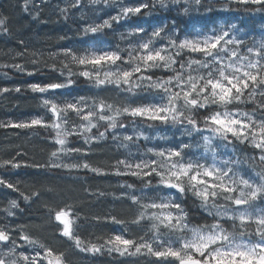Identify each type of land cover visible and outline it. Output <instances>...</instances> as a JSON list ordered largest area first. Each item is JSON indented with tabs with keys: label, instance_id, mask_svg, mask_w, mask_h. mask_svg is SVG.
Returning <instances> with one entry per match:
<instances>
[{
	"label": "snow or ice",
	"instance_id": "obj_1",
	"mask_svg": "<svg viewBox=\"0 0 264 264\" xmlns=\"http://www.w3.org/2000/svg\"><path fill=\"white\" fill-rule=\"evenodd\" d=\"M47 3L24 0L22 8L33 22L43 23L40 12ZM87 3L111 7L115 0ZM181 3L185 5L181 15H190L199 13L205 0L121 3L116 14L86 21L78 31L83 37L95 39L122 21L147 18L157 8ZM233 6L242 8L249 19L256 14L264 17V0H226L220 10L232 11ZM83 7L84 0H65L64 7L57 5V15L67 20ZM0 34L12 36L8 17L2 14ZM121 40L126 48H63L50 53L53 59L67 61L62 63L60 74L67 71L68 79L28 85L33 93L52 94L42 100L49 118L0 121V129L48 130L53 149L49 159L26 167L127 178L119 184V195L113 199L133 210L131 218L111 213L83 218V222L96 226L120 225L118 233L101 243H86L71 219L73 215L80 219L81 209L67 202L55 208L46 203L57 238H67L74 251L93 258H152L149 264H264V19L259 31L255 24L249 28L239 20L187 35L176 20L170 26H153L151 32L137 25L121 33ZM19 44L21 50L16 57L22 58L27 44L22 39ZM32 63L37 61L33 59ZM70 65H78L80 70L74 72ZM0 66L26 71L19 63ZM50 67L57 70L55 63ZM158 71L163 74L158 75ZM73 75L101 91L113 88L126 98L125 102H108L99 96L57 100L55 90L71 86ZM10 91L19 93L21 88H0V94ZM132 97H152L155 102L136 104L131 102ZM242 104H251L252 109L243 110ZM145 122L150 129L157 124L170 128L172 135L152 136L142 127ZM81 137L79 145L73 142ZM109 140L124 150L123 158L106 168L94 166L88 160L93 147ZM153 140L162 143L153 144ZM248 147L253 154L243 155ZM17 155L24 153L17 150ZM3 166L20 168L21 164L13 159L5 160ZM0 188L19 193V199L9 201L3 210L0 264H69L65 252L33 239L23 226L11 223L23 211L19 200L31 207L52 189L25 194L3 177ZM84 191L89 202L107 196L105 191L90 187ZM186 197L198 201L211 222L191 224L184 206ZM132 228L141 229L143 234L133 238Z\"/></svg>",
	"mask_w": 264,
	"mask_h": 264
},
{
	"label": "trees",
	"instance_id": "obj_2",
	"mask_svg": "<svg viewBox=\"0 0 264 264\" xmlns=\"http://www.w3.org/2000/svg\"><path fill=\"white\" fill-rule=\"evenodd\" d=\"M55 1L48 2L40 12V18L43 23L33 22L32 16L26 14L23 11L22 5L24 0H0V14L8 17V27L11 29L12 36L0 34V65H11L13 63H19L27 66L28 72H33V75H28L27 72H18L13 67L0 66V72L10 77L12 80L8 82V88L14 89L19 86L21 92L10 91L9 93L0 94V99L4 100L7 94H11V101L7 105H0V121H21L28 120L32 117L41 116V112L38 111L33 101L39 98V93H33L28 85L32 83L47 84L57 82L60 83L61 67L62 63L67 61L62 57L53 59L49 54L56 52L58 49L71 48L75 50H83L85 48H97L101 50H114L117 46L126 48L127 44L121 40V33H125L128 29L134 28L137 25L145 27L149 32L152 31L153 26L171 25L173 20H176L179 24V28L182 33L187 35L194 33L195 31H209L214 27H218L224 24L226 21H239L243 20L249 28L255 24L259 31L261 27V21L264 17L261 14H256L251 19L248 18L243 12V9L236 10L233 6L232 11L221 12L219 7L221 4L206 3L204 7L200 9L199 13L192 12L190 15H181V10L178 8L168 9L161 11L156 9L155 13L147 18L145 17H133L127 22H121L118 25H114L112 30H106L103 35H98L95 39L83 37L78 31L85 22L97 21L103 18H107L109 15H114L117 10L114 8L105 9L103 12H98L96 8H92L90 5L84 6L82 11H74L71 18L65 20L57 15V9H55ZM60 1V0H59ZM134 2L136 0H126ZM61 2V1H60ZM124 3V4H125ZM85 5V4H84ZM226 6V3H225ZM61 7H64L61 4ZM211 7L213 11L207 12L206 9ZM82 15L84 18L82 19ZM258 35V32L255 34ZM66 36L67 39L61 40L59 37ZM24 40L27 44V53L22 58L16 57V53L21 50L19 40ZM37 61L36 64L32 63V60ZM55 63L57 70H51V65ZM74 72L80 70L78 65H70ZM67 73V71H65ZM158 75H162V71H158ZM71 79L74 83L64 88L63 94L60 89L55 90L59 96L58 100H72L81 96L87 97L91 94L93 89L92 84L80 77L79 75H73ZM5 82L0 81V87L4 86ZM4 96V97H3ZM7 98V97H6ZM240 108L246 111L252 109L251 104L240 105ZM102 131V130H101ZM17 133H33L35 139L41 141L43 145L51 143V136L46 129H0V145L7 137L14 136ZM81 138L73 140L75 143ZM143 145V141H141ZM104 147L100 150L101 153L94 161V165L107 167L118 158H123V149H110L107 151ZM135 151V149H133ZM247 151V150H246ZM107 154V155H106ZM55 174H63L61 171L47 170ZM30 173V172H29ZM24 179L25 184L32 182L35 185H30L31 188L39 186L44 189L43 182L39 183L32 174H22L19 176ZM30 178V179H26ZM127 179V178H126ZM125 179V180H126ZM130 182V181H129ZM31 184V183H30ZM45 184V183H44ZM51 184V183H49ZM34 191V190H33ZM19 197V196H18ZM19 199V198H18ZM191 200V199H189ZM188 202L185 203L191 224H203L205 221L211 222V218L202 215L199 212L193 211ZM21 208L24 214L31 215L32 217L40 216L47 213V209L33 210L30 207H25L22 200H19ZM101 207L108 210L109 202L102 201ZM95 207H98L95 206ZM105 213L104 215L108 214ZM111 235V233H110Z\"/></svg>",
	"mask_w": 264,
	"mask_h": 264
},
{
	"label": "rangeland",
	"instance_id": "obj_3",
	"mask_svg": "<svg viewBox=\"0 0 264 264\" xmlns=\"http://www.w3.org/2000/svg\"><path fill=\"white\" fill-rule=\"evenodd\" d=\"M53 0H48V2H52ZM61 1V2H60ZM55 1V9H57V5L61 7V4H65V0ZM133 1V0H132ZM126 0H115V3L112 4L111 7H107L103 4L100 5H90L92 8H96L98 12H103L105 9L114 8L119 11V6L121 3H125ZM140 0H136L131 3V1H127V4H137ZM206 3H214L217 2L221 4L219 10L225 7L226 0H205ZM84 6L89 5L87 0H84ZM185 7L183 3L180 5H169L167 9H160L161 11H166L168 9L178 8L182 10ZM116 11V12H117ZM221 11V10H220ZM226 12V11H221ZM116 14V13H115ZM123 22V21H122ZM26 71L28 72L27 66H24ZM68 79V73H64L61 75L60 80L65 82ZM12 80L7 75L0 72V81L5 82L4 86L0 88H8V82ZM60 82V83H62ZM61 94H63L64 89H60ZM11 94H7L4 100L0 99V105H7L10 103ZM52 94H40L37 100L33 101V105L38 108V111L41 112V116H44L47 120L50 116V113H46L45 109L42 106V100L44 98H50ZM99 96L107 100L108 102L116 101L125 102V97L120 95L113 88L109 87L104 90H98L93 87L91 90V94L87 97ZM4 97V96H3ZM7 97V98H6ZM55 97L58 100L59 96L55 92ZM131 102L136 104L140 103H150L153 101L152 97H146L144 99H138L136 97L131 98ZM125 122L128 123V120L125 119ZM142 127L146 130V132L152 136L158 135H172V129L166 128L163 125L157 124L154 128H148V122H145ZM100 130H103L101 128ZM131 130V128H130ZM35 135L33 133H17L14 136L7 137L3 144L0 145V177L16 184L19 186L20 192H24L28 194L33 190H41L47 193L48 189H52L50 194H46L40 202L32 203L31 207L33 210H41L46 209L45 204L53 208L56 205H63L65 202L68 204L75 205L79 207L80 219H77L75 215L71 217L74 221V230L78 235L87 243H101L104 239H107L108 236L112 234H116L120 231V225H112L108 223L107 225H91L83 222L84 217H92V216H104L105 213L109 211V213L113 215H117L122 219H129L133 214V210L129 209L126 203H118L115 202L113 197L119 195V184L123 183L126 178L116 177L114 175L110 176H96L91 172H71L61 171L63 174H55L50 171H42L40 169L34 167H26L25 164L36 163H44L49 159L50 152L53 150L51 147V143H43L37 139H35ZM82 140V137L81 139ZM79 141H76L77 145H79ZM151 143L157 144L162 143L158 140H153ZM58 147V146H57ZM105 148L107 150L114 149L117 146L109 140L107 143H97L92 149V154L88 157V160L94 165L95 159L101 153V149ZM243 147V146H241ZM17 150L19 152L24 153V155H17ZM247 150V151H246ZM98 154V155H97ZM253 149L250 147L244 149L243 155H252ZM107 155V154H106ZM15 160L21 164L20 168H12V167H4L3 162L5 160ZM96 166V165H94ZM30 172V173H29ZM32 174L39 183L43 182L44 189L39 186H35L33 188L30 185H35L32 182H28V185L25 184L24 179H21L19 176L22 174ZM27 180L30 178H26ZM31 183V184H30ZM45 183V184H44ZM51 183V184H49ZM91 188L93 190H102L107 193V196L101 198L99 202L89 200L85 196V189ZM18 192H13L7 188H0V223L4 222L3 210L7 208L9 201L13 199H18ZM186 202L189 199V205L192 207L193 211H197L204 216H207V213L199 206L198 201H194L191 197H186ZM102 201L109 202L108 210H105L101 207L100 203ZM98 207H95L97 206ZM185 209L187 210L186 205ZM71 210V209H70ZM208 217V216H207ZM13 226H23L25 233L30 234L33 239H36L42 243L48 244L49 246L55 248L58 251H63L67 254V260L69 264H149V260L152 258H144V257H120L118 255H103L96 256L93 258L91 255H83L79 254L73 250L71 247V242L67 240V238H57V230L55 228L54 222L50 221L47 213L32 217L31 215L22 213H17V215L11 220ZM78 225V227H76ZM131 236L135 238L138 235H142L143 232L139 228L131 229Z\"/></svg>",
	"mask_w": 264,
	"mask_h": 264
}]
</instances>
